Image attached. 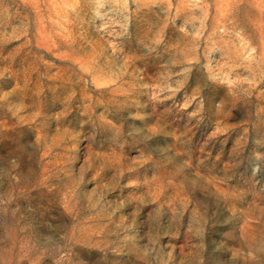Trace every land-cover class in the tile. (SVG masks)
<instances>
[{"label":"rangeland","instance_id":"374dc122","mask_svg":"<svg viewBox=\"0 0 264 264\" xmlns=\"http://www.w3.org/2000/svg\"><path fill=\"white\" fill-rule=\"evenodd\" d=\"M0 264H264V0H0Z\"/></svg>","mask_w":264,"mask_h":264}]
</instances>
